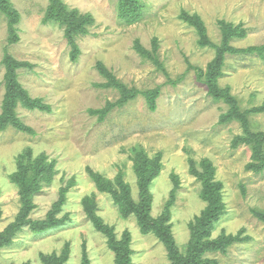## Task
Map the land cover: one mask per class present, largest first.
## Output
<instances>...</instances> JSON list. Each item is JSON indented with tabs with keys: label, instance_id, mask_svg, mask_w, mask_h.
<instances>
[{
	"label": "rangeland",
	"instance_id": "374dc122",
	"mask_svg": "<svg viewBox=\"0 0 264 264\" xmlns=\"http://www.w3.org/2000/svg\"><path fill=\"white\" fill-rule=\"evenodd\" d=\"M10 1L19 21L17 40L10 43L7 21L0 12V112L5 53L30 64L19 70V81L32 97L49 104L51 111L18 107L17 115L35 131L33 136L12 128L0 130V231L15 221L21 207L10 176L25 149L33 157L45 154L55 161V174L33 198L29 218H44L65 189L58 216L67 215L69 224L40 235L25 228L10 246L0 249V264H42L41 255L61 256L66 248L64 264H82L84 255L89 264H115L107 237L86 216L85 198L95 202V214L112 228L117 240L128 233L131 264H169L158 238L142 233L136 216H122L112 196L98 191L88 172L91 169L110 181L120 174L137 202L135 148H142L150 158L161 153V169L149 186L150 216L167 215L181 251L189 240V222L206 206L190 161L200 169L201 160L207 159L215 179L222 183L225 206L210 238L222 234L246 238L224 254L207 256L218 264H264V222L252 213H264V171L247 168L253 160L249 145L233 144L235 136L243 133L240 124L218 122L227 106L214 102L196 71L189 68L205 70L215 49L200 46L195 28L181 18L183 12L199 16L214 45L221 43L223 21L246 31L231 45L258 46L264 44V0H139L141 17L130 24L119 18L118 0H63L69 9L93 19L89 33L77 39L80 54L75 60L63 27L55 21L43 22L48 0ZM135 41L157 56L160 67L137 53ZM97 62L128 87L141 91L159 87L156 110L150 111L138 96L114 107L103 121L89 115L88 109L102 108L118 97L115 90L94 86L104 82L95 68ZM222 74L218 85L229 87L243 111L262 108L248 118L250 129L264 135V60L254 55L227 56Z\"/></svg>",
	"mask_w": 264,
	"mask_h": 264
},
{
	"label": "trees",
	"instance_id": "16d2710c",
	"mask_svg": "<svg viewBox=\"0 0 264 264\" xmlns=\"http://www.w3.org/2000/svg\"><path fill=\"white\" fill-rule=\"evenodd\" d=\"M48 2L43 22L55 21L63 27L64 38L70 47V57L75 60L80 54L77 39L89 33L88 26L93 22V19L89 15L79 13L75 8L69 9L63 0H48ZM117 8L119 18L126 23H135L141 17L142 5L139 0H118ZM0 12L7 21L10 32L9 42L14 43L17 40L15 25L19 21V13L12 6L10 0H0ZM181 18L195 28L200 46H210L215 49V56L208 63L205 70L191 65H189V68L196 71L199 80L206 85L207 93L212 100L224 103L227 106V110L220 115L218 122L220 124L230 122L240 124L243 133L235 136L233 144L243 142L250 146L253 160L247 165V168L252 169L255 173L263 172L264 135L250 129L248 118L251 112H259L262 108L243 111L237 99L230 93L229 87H220L218 79L223 75V67L227 56L254 55L264 60V44L246 48L234 47L231 45L232 40L244 37L246 35L245 29L220 21L222 40L220 45H214L209 40L206 28L199 16H189L183 12ZM134 48L144 59L160 67L157 56L151 54L139 42L135 41ZM154 48H156V45ZM1 64L4 65L5 72L3 76L4 95L0 112V130L12 128L33 136L35 131L17 115L18 107L20 106L29 111L50 112L51 106L41 98L32 97L21 85L19 70L30 67L29 63L18 61L9 53H5ZM95 68L104 79V82L95 83L94 86L115 90L118 97L114 102L107 101L102 108L88 109L89 115L96 116L98 121H103L114 107H122L138 96L145 99L150 111L156 110L157 99L160 96L159 87L141 91L134 87H128L121 82L102 62H97ZM133 152L134 170L139 189L137 202L132 198L130 187L124 182L120 174L113 181H110L91 169H88V172L98 191L109 193L112 196L122 216H136L142 233H152L158 238L167 250L169 264H218L217 260L209 258L207 254H224L232 245L246 240V238L240 237L239 234H222L215 239L210 238L215 223L224 214L225 206L221 194L222 183L215 179V170L209 160H201L200 169L196 168L194 162L190 161L191 172L201 185L200 198L206 202V206L199 216L189 222V240L184 250L181 251L175 243L169 224H167V215L158 218L150 216L151 194L149 186L161 169V153H157L154 158H150L142 148H135ZM16 161L17 170L10 176V179L18 188L21 207L15 221L0 231V249L10 246L14 238L25 228L34 234L40 235L69 224L67 215L58 216L65 201V189H62L58 201L52 205L44 218H29L34 206L33 198L41 191L44 184L51 182L55 174V161L48 160L45 154L33 157L30 149H25L20 153ZM83 209L94 228L107 237L108 248L115 254V264H131L132 250L128 233L125 232L123 238L117 240L112 228L104 224L101 218L95 214L96 204L93 200L85 198ZM252 213L264 222L263 212L253 210ZM67 252L66 248L61 256L56 254L41 255V262L42 264H64L67 259ZM88 261L86 255H84L82 264H89Z\"/></svg>",
	"mask_w": 264,
	"mask_h": 264
}]
</instances>
